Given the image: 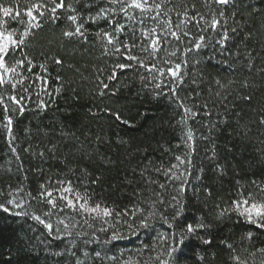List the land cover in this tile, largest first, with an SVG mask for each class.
<instances>
[{"label":"trees","instance_id":"obj_1","mask_svg":"<svg viewBox=\"0 0 264 264\" xmlns=\"http://www.w3.org/2000/svg\"><path fill=\"white\" fill-rule=\"evenodd\" d=\"M84 2L65 0L83 18V35L67 37L75 25L68 12L49 11L52 0H0V21L3 8L20 13L6 24L17 38L31 19L25 11L47 6L16 53L32 61L27 91L0 87L9 107H0V205L10 209H0V264H264V227L241 215L247 206L234 207L264 204V0H171L173 25L185 11L221 21L199 33L194 21L182 26L205 37L200 52L163 32L164 15L139 24L120 13L123 31L113 32L108 13ZM150 27L168 36L165 48L156 58L139 45L131 54L165 76L125 60L103 35L131 45ZM223 33L229 39L221 45ZM181 61L177 83L167 69ZM12 95L27 97L23 112ZM46 190L56 207L40 195ZM97 205L101 211L86 210ZM188 224L197 230L188 233Z\"/></svg>","mask_w":264,"mask_h":264},{"label":"snow or ice","instance_id":"obj_2","mask_svg":"<svg viewBox=\"0 0 264 264\" xmlns=\"http://www.w3.org/2000/svg\"><path fill=\"white\" fill-rule=\"evenodd\" d=\"M171 0H161L160 3H156V0H101L100 5L97 7V0H85L82 4V7L85 9H93L96 8L97 14L101 13H108V15L104 16V19L110 25H113V32L115 31H123V28L119 26V20L117 16L120 13H124L128 19L135 18L139 24H145L147 20H158L160 15H164L166 19L161 23V29L163 32H167L173 37L177 42H180L182 39H188V42L191 44V47L187 49V52H200L205 44V37L203 35L192 34L191 32L185 30V25L192 23L194 21V26L197 28V32H203L205 30V24L207 28L215 30L218 27H222L221 21L218 20L214 15L208 21L204 20V16L200 15L199 19L195 17L188 16L187 11L184 13H177L180 17L179 22L173 25V21L168 19V9L166 5L170 3ZM75 3H81V0H75ZM206 5H211L213 3L217 5H227L229 0H204ZM108 5L105 7L104 5ZM118 6V7H113ZM47 6L43 3H37L32 5L30 9L25 11L24 15L30 17L29 21L23 22L26 24V28L23 32L19 34L20 38H17L12 33H9L6 28L7 18H13L19 16L20 13L14 11L12 8H3L2 14L5 18L3 21H0V87L4 85H8L9 87L15 89L17 85H20L23 91H27V87L24 85L25 79V72L30 71L32 67V61L27 58L26 55L23 58H19L16 56L17 52H20L21 49L25 46V37H27L30 33L32 28L39 26L38 15L42 16L44 12L42 9L46 8ZM195 6L193 5V8ZM33 9H35L37 14H34ZM163 9L164 11L161 12L159 10ZM57 10H62L68 12L67 19L72 21L75 25L72 31H65L64 35L67 37L72 36H80L83 35L82 28H83V18L80 21L77 19V15H73L71 13H78V9L73 7L72 5H66L65 0H52V6L49 11L52 14H55ZM130 10L131 13H130ZM139 14L138 16L136 14ZM152 13H155L153 15ZM223 12L221 11V16ZM53 19L57 17L53 16ZM204 22V24H202ZM179 30V32L177 31ZM113 32L105 31L103 33L104 37L107 39V43L112 45L115 52L119 53L125 60L137 61L140 67H145L147 71L152 72L156 71L159 73L160 76H165L166 73L159 68L155 63L147 66L144 64L143 61L136 55H132V47L139 45L141 50L149 55H152L154 58L158 57L161 51L165 48V42L168 41V36L162 34V32H157L156 27L146 28L138 40L133 41L131 45L125 44L123 41L118 42V37H116ZM190 38V39H189ZM229 39L226 33L221 35V38L217 41V43L224 45L225 42ZM120 45H123L121 47ZM179 49H175L172 52L168 53L169 55H176ZM183 54V53H182ZM187 61H181V63H177L175 67H169L167 69V75L171 76L173 81L177 83H182V76L180 75L181 65L186 63ZM56 63H61L60 60H56ZM164 63H168L167 60ZM117 68L125 69L131 67V65L120 63L116 65ZM46 71V69H45ZM37 80H42V77H37ZM46 84L47 81H44ZM160 85H157L159 87ZM170 91L173 93L176 92V89L168 85ZM44 91L46 92L47 89L45 88ZM27 99V97L12 95L10 97L11 102L16 105L17 110L23 112L24 104L23 101ZM41 107H46L44 103L41 101ZM183 107V104L180 105ZM0 107L3 108L5 112L9 111L8 105L5 103V98L0 95ZM184 111L188 114H191V109L185 108ZM6 124L5 126L8 128V131L11 132V125L13 123L11 116L5 117ZM179 159V158H178ZM183 162V161H182ZM65 192H70V188L63 189ZM42 197L45 198V201L48 204H51L53 207H56V203L54 199H51L53 196V192L46 190L41 192L40 194ZM60 199H66V197H60ZM9 203H12L9 201ZM67 205L73 208L76 205L71 201H67ZM247 206V207H244ZM234 207L236 210H240L244 207V211L241 212V215H245L249 222L257 223L258 226L264 227V204H256V203H249V200L245 199L242 202H236ZM0 209H3L5 212H9L10 209L0 205ZM92 213L101 211L99 205L92 207L91 209H86ZM104 215H110V211L108 209H103ZM253 217L259 219H253ZM40 223L45 224V227L52 230L53 226L50 223H46L45 221L41 220L39 216L35 217ZM63 223V221H61ZM146 226V225H145ZM198 227H203V225H199ZM186 229L188 233H193L197 229L193 227V225L188 224L186 225ZM118 238V235H113L112 239L115 240ZM186 239L185 236H181L176 238L175 243L170 245L172 252H176L179 250V247L183 245L184 240ZM205 243H209V241H205Z\"/></svg>","mask_w":264,"mask_h":264}]
</instances>
